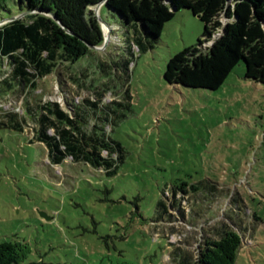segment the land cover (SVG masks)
Segmentation results:
<instances>
[{"label":"rangeland","instance_id":"1","mask_svg":"<svg viewBox=\"0 0 264 264\" xmlns=\"http://www.w3.org/2000/svg\"><path fill=\"white\" fill-rule=\"evenodd\" d=\"M99 13L108 25L121 22L106 6ZM203 32L204 23L182 10L159 40L142 31L133 57L123 30L114 28L105 49L91 51L70 70L59 67L37 91L0 97L2 120L5 113L26 115L28 105L50 102L73 114V104L109 91L96 110L109 121L98 122L126 153L118 175L108 177L71 159L53 166L47 148L30 143L32 121L25 133L0 128V244H28L22 264H170V245L190 240L197 250L202 227L183 222L154 232L158 203L167 188L204 182L246 202L244 225L252 229L237 264H264V85L246 78L244 62L216 91L165 80L168 61L196 46ZM6 76L0 71V81ZM213 210L210 225L235 217L227 196Z\"/></svg>","mask_w":264,"mask_h":264},{"label":"trees","instance_id":"2","mask_svg":"<svg viewBox=\"0 0 264 264\" xmlns=\"http://www.w3.org/2000/svg\"><path fill=\"white\" fill-rule=\"evenodd\" d=\"M105 1L0 0V22L24 15L0 26V71L7 75L0 81V97L17 90L35 92L39 82L59 67L70 70L93 51L89 45L103 46L104 32L95 8ZM105 6L120 15L121 22L110 26L112 31L123 30L125 51L133 57L137 43L142 45V31L159 40L167 23L182 10H190L204 23L198 44L168 61L165 80L170 85L216 91L242 62L246 78L264 85V0H107ZM131 63L130 59L123 61L124 68L128 70ZM5 66L8 72L3 71ZM108 92H95L97 99L86 100L83 106L73 104V114L57 102L35 108L28 105L26 115L5 113L0 128L25 133L32 121L30 143L44 145L53 166L71 159L115 177L126 153L99 125L98 121L108 122V117H99L96 111ZM230 194L212 182L183 183L164 191L158 203L160 212L153 220L154 232L161 225L176 227L183 222L202 227L197 250L192 249L190 240L170 245V264H237L244 237L252 227L244 225L246 202ZM226 196L235 217L225 215L226 221L210 225L207 220L214 214L213 206ZM172 231L178 232L177 228ZM164 239L168 243L169 239ZM30 253L25 242L4 241L0 264H22Z\"/></svg>","mask_w":264,"mask_h":264},{"label":"water","instance_id":"3","mask_svg":"<svg viewBox=\"0 0 264 264\" xmlns=\"http://www.w3.org/2000/svg\"><path fill=\"white\" fill-rule=\"evenodd\" d=\"M106 2H107V0H106L105 2L99 4V5L95 8L96 16H97L99 22L102 23V29H103L104 37H105V43H104L103 46H100V47L89 45V47H90L92 50L100 51V50L105 49L106 46L109 44V41H110V39H111L112 28H111L108 24H106L105 22H103V20L101 19L100 15H99V14H100V13H99L100 9H101L103 6H105ZM22 16H24V15H21V16H18V17H13V18H10V19H5L4 21H1V22H0V26L3 25V24H5V23H7V22H10V21H13V20L19 19V18H21ZM104 27H108V28H109L110 32H109L108 34L106 33Z\"/></svg>","mask_w":264,"mask_h":264},{"label":"bare ground","instance_id":"4","mask_svg":"<svg viewBox=\"0 0 264 264\" xmlns=\"http://www.w3.org/2000/svg\"><path fill=\"white\" fill-rule=\"evenodd\" d=\"M107 32H108V33L110 32L109 28H107Z\"/></svg>","mask_w":264,"mask_h":264},{"label":"crops","instance_id":"5","mask_svg":"<svg viewBox=\"0 0 264 264\" xmlns=\"http://www.w3.org/2000/svg\"><path fill=\"white\" fill-rule=\"evenodd\" d=\"M110 26V25H109ZM111 27V26H110Z\"/></svg>","mask_w":264,"mask_h":264}]
</instances>
